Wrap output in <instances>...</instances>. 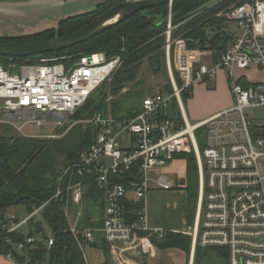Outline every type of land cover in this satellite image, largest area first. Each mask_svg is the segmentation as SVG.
I'll list each match as a JSON object with an SVG mask.
<instances>
[{
  "label": "built area",
  "instance_id": "obj_1",
  "mask_svg": "<svg viewBox=\"0 0 264 264\" xmlns=\"http://www.w3.org/2000/svg\"><path fill=\"white\" fill-rule=\"evenodd\" d=\"M219 4L224 6L215 18L237 23L236 30L223 28L231 37L227 50L215 54L191 49L184 39L172 38L175 28L169 22L164 49L171 90L145 97L142 111L133 118L100 112L71 123L88 99L113 81L123 67L122 56L108 58L102 52L83 55L75 63L66 61L72 57H43L22 64L10 58L7 66L0 65V125L22 137L49 140L61 138L66 126L67 133L79 123L92 131L91 142L63 171L62 187L50 201L23 218L11 213L0 221L2 235L26 236L15 246L26 264L36 242L30 236L32 222H42L43 210L53 200L63 204L69 229L83 252L85 246L98 242L96 235L102 232L112 254L123 264L127 263L120 254L126 252L142 258L153 249L151 237L164 236L148 228L147 195L153 188L174 189L165 170L178 156L189 153L196 156L199 176L194 219L182 233L192 240V261L197 248H210L218 251L223 264H264V115H256L257 110H264V79L250 84L235 73L256 68L264 76V0H212L210 7ZM220 71L229 82L233 105L202 123L191 124L183 94L215 79ZM50 119L55 132L44 137L25 133V126L45 127ZM202 128L207 144L201 155L196 133ZM87 179L103 194L100 229L80 228ZM46 234L49 250L55 239L51 232ZM6 241L11 243L8 237ZM6 257L16 262L13 253Z\"/></svg>",
  "mask_w": 264,
  "mask_h": 264
},
{
  "label": "trees",
  "instance_id": "obj_2",
  "mask_svg": "<svg viewBox=\"0 0 264 264\" xmlns=\"http://www.w3.org/2000/svg\"><path fill=\"white\" fill-rule=\"evenodd\" d=\"M125 0H105L99 3L94 10L61 20L57 28L45 30L32 36L0 37V43L33 42L49 40L57 36H64L78 31L97 19L113 6ZM212 0H176L172 7L164 5L155 9L145 10L127 19L116 27L104 32L87 43L74 48L46 54L49 58H66L69 63H75L83 55L105 52L108 58L121 55L124 64L111 84V94L115 99L110 103L115 118H133L141 111L140 102L144 99V91L129 90L118 100L119 93L128 84L137 79L143 61L147 60L151 71L158 74L164 72L167 77L166 63V31L169 22L175 28L173 39L182 38L191 49L212 50L215 54L226 51L230 42L223 28L226 19H216L215 15L223 9V4L210 7ZM27 60L35 62V58L14 59L22 64ZM10 58L0 57V65L7 66ZM137 88L139 85L136 86ZM171 90V84L166 88ZM192 91L183 94L190 98ZM107 96L102 93L96 98L92 95L86 104L73 116L72 120L84 121L97 113L106 114L110 105ZM123 110V111H122ZM125 115H122V112ZM204 128L198 130L202 131ZM92 140V131L83 124H77L60 139L26 138L8 126L0 125V221L7 216L10 208L25 207L30 213L34 208L50 201L62 187L59 178L63 171L79 156V153ZM178 159L184 160L187 165V186L189 223L193 222L196 212L199 176L198 165L194 153L183 154ZM84 188V210L80 228L100 229L103 226V194L95 184L87 179ZM42 222H32L33 230L30 236L36 238L29 253L28 264H87L85 253L81 250L78 240L71 233L60 200L51 201L43 210ZM46 225L54 236L55 244L47 249ZM147 233H142L146 236ZM7 237L11 243H7ZM26 240L24 233L9 236L0 233V254L13 253L17 264H26L24 256L15 251V246ZM81 241V239H80ZM153 246L160 249L178 248L191 253L192 240L181 233H166L162 238L152 236ZM93 248L103 251L106 258L102 264H112L110 248L104 240L91 244ZM216 249L196 250L197 264L210 259V251ZM218 253V251H217Z\"/></svg>",
  "mask_w": 264,
  "mask_h": 264
},
{
  "label": "crops",
  "instance_id": "obj_3",
  "mask_svg": "<svg viewBox=\"0 0 264 264\" xmlns=\"http://www.w3.org/2000/svg\"><path fill=\"white\" fill-rule=\"evenodd\" d=\"M98 1L103 2L105 0H29L17 3H0V18L6 16L5 18L11 20L10 25L8 24L7 27L0 30V37H11L16 34H23L25 30L27 32L37 29L38 26H44L46 28L45 30L57 28L58 25L55 22L48 21L51 15L68 9L75 10V13L71 14L72 16L79 15L82 12L81 6L89 4V10H94L98 5ZM50 26L51 28H48ZM221 74L225 75V72ZM208 81L210 80L198 83L193 88L192 95L188 100L192 117L194 120H197L194 125L210 119L233 105V99L228 92V96L225 97L220 106L215 110H210V87ZM165 172L172 178L176 187L167 191L153 188L149 192L146 199L147 225L150 231H162L164 235L166 233L182 234L192 224L189 223L188 218L186 162L178 159ZM25 209V207L12 208L15 213L25 211ZM99 233L102 236L97 238L98 243L104 239L103 233ZM93 249L104 255L102 250L97 248ZM96 256L98 258L100 257L99 254H96ZM114 256L110 249L112 264H123L118 255ZM120 256L123 257L127 264H197L195 255L192 261V252L188 255V253L178 248L160 249L155 245L142 258L136 257L131 252L120 254ZM105 260L106 258L104 256V259L99 263L102 264ZM0 264L17 263L5 255L0 254Z\"/></svg>",
  "mask_w": 264,
  "mask_h": 264
},
{
  "label": "rangeland",
  "instance_id": "obj_4",
  "mask_svg": "<svg viewBox=\"0 0 264 264\" xmlns=\"http://www.w3.org/2000/svg\"><path fill=\"white\" fill-rule=\"evenodd\" d=\"M100 2L101 1H98L97 3L99 4ZM81 8H82V12L80 14H84V13L92 11V10H89V4L83 5V6H81ZM73 13H75V10H70V9H68L66 11L61 10L60 12H57V14L51 15V17L48 18V21L55 22L56 25H58L61 20L69 18V16L72 17L71 14H73ZM5 17L6 16H3L2 18H0V30H3L5 27H7L8 24L10 25V23H11L10 22L11 20H9L8 18H5ZM225 27L229 28L231 30H236L237 29V23L229 22L226 24ZM48 28H51V26ZM226 28H224V30ZM45 29L46 28H44V26H38L37 29H33V30H30L27 32L25 30V32L23 34H16V35H13L11 37L32 36V35H36L38 33L45 31ZM119 56H121V55H119ZM223 72L224 71H220L215 79H210V81H208L209 87H210V110H215L217 107H219L221 102L225 99V97L228 96V92L230 93V95L233 99L230 88L228 86V80H226L224 74H221ZM235 73L237 75L245 76L244 78H245L246 82H248L250 84L253 82H257V81H262L264 79L263 72L257 70L256 68H253L251 70H245V71L236 70ZM112 82L101 87L94 94V97L97 98L102 93V90H103L104 94L107 96V101L110 104L115 99V97L111 94ZM169 83H170V79H169V77H167V75L163 71L158 73V74L154 73L150 69L149 62L147 60H145V61H143L142 65L139 69L137 79L134 82L128 84L127 87L124 88V89H126V91H123L124 89L122 91H120L118 100L122 101V104H123L124 100L127 101L128 104H130L129 98H122L121 97L123 95H126V93L130 89L131 90H133V89L143 90L144 91V98H145V97L153 94L154 92H159V91L165 90L167 88V86L169 85ZM137 85H139L138 88L136 87ZM195 86L193 88H195ZM189 99L190 98H187V99L184 98L183 104H184L185 110L187 112V116H188L190 123L194 125L197 122V120H194V118L192 117L191 109L189 108V103H188ZM142 102H143V100L139 104L140 111H142V105H143ZM179 112H181L180 109H179ZM106 114L113 116L111 104L109 105ZM122 115H125V113L122 112ZM256 115L259 118L263 117L264 110H257ZM71 121H72L71 123L80 122V121L72 120V118H71ZM53 122H54L53 119L52 120L50 119L48 125H46L45 127H40V128L37 127L36 125L29 124V125L24 127V131L29 136L44 137V136L48 135V133L55 132V127L53 125ZM17 124L20 126L22 123L17 122ZM67 128H68V126H66V128H64V130H62L60 132L61 135L65 136L67 134L66 133ZM43 139H45V138H43ZM57 139H60V138H57ZM196 139H197V142L199 144V149H200V152L202 155L203 151L206 148V144H207L206 129H203L202 131L197 132L196 133ZM202 159H203V157H202ZM82 208H83V206H80V209H82ZM11 213H15L12 210V208L7 210V215H9ZM15 214H17L20 218H23L24 216H26L28 214V212L25 209V211L24 210L19 211ZM46 232H51L50 228L47 225H46ZM101 236H102V234L97 233L96 238H99ZM84 253H85V257L87 259L88 264H100L99 262H101L104 259V255L101 252L99 253V252L95 251V249H93L91 246H88V245L85 246ZM96 254H99L100 257L98 258L96 256ZM223 263H224V261L217 254V251H213V250L210 251V259L205 258V260L203 261V264H223Z\"/></svg>",
  "mask_w": 264,
  "mask_h": 264
},
{
  "label": "water",
  "instance_id": "obj_5",
  "mask_svg": "<svg viewBox=\"0 0 264 264\" xmlns=\"http://www.w3.org/2000/svg\"><path fill=\"white\" fill-rule=\"evenodd\" d=\"M29 0H0V3H17ZM176 0H125L82 29L73 33L57 36L49 40L33 42L0 43V57L12 59H42L46 54H53L87 43L104 32L118 26L127 19L145 10L155 9L164 5L172 7Z\"/></svg>",
  "mask_w": 264,
  "mask_h": 264
}]
</instances>
